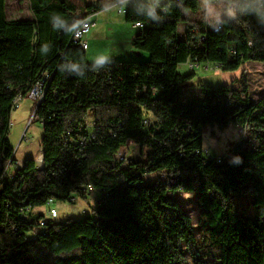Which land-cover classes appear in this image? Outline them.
Here are the masks:
<instances>
[{
  "label": "trees",
  "instance_id": "1",
  "mask_svg": "<svg viewBox=\"0 0 264 264\" xmlns=\"http://www.w3.org/2000/svg\"><path fill=\"white\" fill-rule=\"evenodd\" d=\"M121 1L29 0L32 18L15 21L0 0V264H264V97L251 102L245 78L238 87L195 88L193 73L177 72L194 59L224 72L264 63L256 0H232L231 14L222 4L216 33L202 0H164L154 16L145 5L132 45L149 60L89 64L70 42L72 25ZM54 14L63 27L54 28ZM43 73L50 82L31 122L42 126L44 165L23 161L7 181L12 102L27 99ZM230 126L249 129L217 165L203 153V131ZM129 145L139 158L118 160ZM91 191L99 194L93 219L58 223L33 213L87 201ZM179 192L196 195L199 245L168 196Z\"/></svg>",
  "mask_w": 264,
  "mask_h": 264
},
{
  "label": "rangeland",
  "instance_id": "2",
  "mask_svg": "<svg viewBox=\"0 0 264 264\" xmlns=\"http://www.w3.org/2000/svg\"><path fill=\"white\" fill-rule=\"evenodd\" d=\"M73 4L91 5L95 0H70ZM164 0H146L145 5L151 6L154 3H163ZM207 9L205 15L209 21H218L222 12L221 4L204 5ZM128 9L125 8V11ZM5 14L9 20L21 21L32 18V13L29 6V0H5ZM80 12L76 13V18H81ZM127 17L125 14H118L113 8L110 11L103 10L96 16L91 17L90 22L96 26L90 34H87L86 41L89 46L87 52V60L89 64H94L93 60L98 56H109L104 64L115 62H147L149 56L146 52L137 50L133 47L131 36L139 30L126 24ZM184 26L178 27V32L182 35ZM211 66V70H204L202 66L199 68L189 69L186 64L180 65L177 72L181 75L193 73L194 77L190 82L191 87L209 86L219 88L224 85H229L232 81H236L235 87H238L239 81L242 78L246 79L248 88V98L251 102L257 101L264 97V63L246 62L239 69L233 72H224L220 68ZM33 102L30 99H22L15 110H12L10 115V132L8 140L14 150V159L17 161L34 160L37 167H40V141L42 135V126L38 122L32 121ZM239 135L236 127L230 126L224 130H219L217 127L206 128L203 131L204 145H209L213 153L217 155H225L230 150L231 146L237 142ZM132 160L139 158L138 149L129 145L122 150ZM37 161V162H36ZM147 181H152L155 176H148ZM168 196L175 200L183 209L184 213L190 218L191 225L196 235L198 245L200 244V235L198 227L199 210L197 207V199L195 194L191 193H169ZM99 197L96 191H91L87 201L79 198H72L69 202H54L49 206H44L35 210L34 215H43L48 217L49 208H54L58 213V223H64L68 220L81 221L87 217L93 219V210L95 208V199ZM86 213V215L84 214ZM84 214V215H83ZM187 263L190 264L189 259ZM205 264H218L213 261H205Z\"/></svg>",
  "mask_w": 264,
  "mask_h": 264
},
{
  "label": "built area",
  "instance_id": "3",
  "mask_svg": "<svg viewBox=\"0 0 264 264\" xmlns=\"http://www.w3.org/2000/svg\"><path fill=\"white\" fill-rule=\"evenodd\" d=\"M124 1V0H123ZM118 2L115 4V6L118 8V13H124V10L121 6L122 2ZM232 0H211V2H209V0H202V3L206 6H208L209 4H226V7L228 9V12L231 14L232 10H233V5H232ZM161 3H154L151 5V7L153 8H157L158 6H160ZM162 12L164 11L163 9L161 10ZM261 12L264 13V8L261 9ZM242 14H244V11L241 12ZM206 20H207V29L213 31V32H218L220 30V24L219 21H215V22H211L209 21L208 17L206 16ZM139 25V26H137ZM77 28L73 30L72 35H71V39L70 42L72 43L73 46H75L77 49H80L84 52H86L87 48H88V44L86 41V36L89 33V31L94 27V25L90 22L89 17H85V18H81L78 23H77ZM133 27L138 29L140 31H142L145 28V24L143 21H135L133 23ZM201 42L205 41V38L202 37L200 39ZM186 65L189 67V69H196L199 68L200 66L196 63V59H194L193 61L188 60ZM211 66L214 65H205L202 68L204 70H211ZM217 66L215 65L214 68H216ZM50 82V78L49 75L47 73H43L41 75V77L34 83V85L30 88L29 92H28V96L27 98L30 99L33 104H35V106H38L43 98H44V94L46 92V89L48 87V84ZM145 91V89H143ZM151 90H153V88H151ZM22 100V98L20 96H17L16 98H14L12 105H13V110H15L18 106V103ZM237 129V133L239 135V139H242L246 133V131L249 129L247 128H243L240 126L236 127ZM123 150V149H122ZM120 150L117 154L116 157L118 160L122 161L125 158H127V154L126 152L123 153V151ZM203 153L206 155V157H208L207 159L209 161L214 162L215 164L219 165L222 163V160L224 159V156L222 155H217L215 153H213L211 147H209V145H204L203 147ZM40 165V164H38ZM23 166V162L21 161H17L15 160V162H11L9 161V163L7 164L6 168L4 169L1 178L5 179L7 181H11L14 177V173L16 170H20ZM38 168H42V166L40 165V167ZM49 204H51V202H49ZM48 217L50 219H57L58 218V213L54 208L49 209L48 211ZM46 223L45 222H41V226L43 227Z\"/></svg>",
  "mask_w": 264,
  "mask_h": 264
},
{
  "label": "crops",
  "instance_id": "4",
  "mask_svg": "<svg viewBox=\"0 0 264 264\" xmlns=\"http://www.w3.org/2000/svg\"><path fill=\"white\" fill-rule=\"evenodd\" d=\"M145 4H146V0H124L121 4V6L124 10V13H118V8L115 5L107 8L106 10L110 11L111 9L114 8L118 14H125L127 17L126 24H130V26H131L130 29L133 30L132 27H133V23L135 21H143ZM125 8L128 10L125 11ZM97 14L89 16V19H91V17H93V16H96ZM95 28H96V26H94L92 29H95ZM92 31L93 30H90L88 34H90ZM137 33H135L133 36H131V41L137 35ZM88 51H89V46L85 52L86 61L89 63V61L87 60V52Z\"/></svg>",
  "mask_w": 264,
  "mask_h": 264
},
{
  "label": "clouds",
  "instance_id": "5",
  "mask_svg": "<svg viewBox=\"0 0 264 264\" xmlns=\"http://www.w3.org/2000/svg\"><path fill=\"white\" fill-rule=\"evenodd\" d=\"M211 2V0H209ZM264 8V0H256V6L252 9L253 11L257 12L259 15H264V13L261 12V9ZM205 12L207 13V9H205ZM149 15L154 16L155 15V9L151 8L149 10ZM218 18V17H217ZM53 21L54 28H60L63 27L66 24V20L59 14H54L51 17ZM139 26V25H137ZM77 25H72V29H76ZM42 51H47V45L42 46ZM107 60H109V56H98L93 60V63L96 65H103Z\"/></svg>",
  "mask_w": 264,
  "mask_h": 264
},
{
  "label": "water",
  "instance_id": "6",
  "mask_svg": "<svg viewBox=\"0 0 264 264\" xmlns=\"http://www.w3.org/2000/svg\"><path fill=\"white\" fill-rule=\"evenodd\" d=\"M36 108H37V106H35V108H34V110H33V112H32V116H31V117H33ZM41 153H42V163H41V166L43 167L44 162H43V152H42V150H41Z\"/></svg>",
  "mask_w": 264,
  "mask_h": 264
},
{
  "label": "bare ground",
  "instance_id": "7",
  "mask_svg": "<svg viewBox=\"0 0 264 264\" xmlns=\"http://www.w3.org/2000/svg\"><path fill=\"white\" fill-rule=\"evenodd\" d=\"M40 160H41L40 163L37 162V161L36 162L41 165V163H42V154L40 155Z\"/></svg>",
  "mask_w": 264,
  "mask_h": 264
}]
</instances>
